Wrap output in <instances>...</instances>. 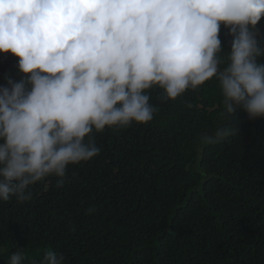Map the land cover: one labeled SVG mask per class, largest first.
Returning a JSON list of instances; mask_svg holds the SVG:
<instances>
[{"label": "clouds", "instance_id": "obj_1", "mask_svg": "<svg viewBox=\"0 0 264 264\" xmlns=\"http://www.w3.org/2000/svg\"><path fill=\"white\" fill-rule=\"evenodd\" d=\"M221 23L233 37L227 55ZM262 40L264 0H0V52L19 57V72L30 74L0 86V216L29 199L27 189H66L69 165L100 159L93 130L147 124L161 105L213 77L224 123L193 143L194 162L238 142L234 109L264 117ZM153 86L163 90L155 105ZM241 149L230 153L234 173ZM49 176L60 180L40 181ZM55 249L41 264H69ZM23 260L16 251L6 264Z\"/></svg>", "mask_w": 264, "mask_h": 264}, {"label": "trees", "instance_id": "obj_2", "mask_svg": "<svg viewBox=\"0 0 264 264\" xmlns=\"http://www.w3.org/2000/svg\"><path fill=\"white\" fill-rule=\"evenodd\" d=\"M219 38L227 55L233 37L223 23ZM18 60L0 52V86L8 76L30 75L19 72ZM162 91L147 90L150 103ZM223 110L213 77L161 105L147 124L93 130L97 146L103 142L100 159L69 165L66 189H27L30 198L0 216V264L16 251L23 264H41L55 247L69 264H264V117L234 109L239 141L194 162L193 143L214 134ZM238 148L242 169L234 173L238 160L230 153ZM53 178L60 180L40 181Z\"/></svg>", "mask_w": 264, "mask_h": 264}]
</instances>
